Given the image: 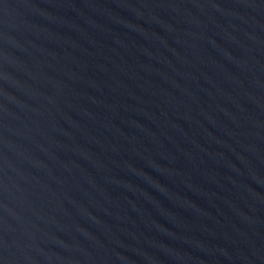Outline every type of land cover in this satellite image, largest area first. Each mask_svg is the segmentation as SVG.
<instances>
[{"label":"water","instance_id":"water-1","mask_svg":"<svg viewBox=\"0 0 264 264\" xmlns=\"http://www.w3.org/2000/svg\"><path fill=\"white\" fill-rule=\"evenodd\" d=\"M0 264H264V0H0Z\"/></svg>","mask_w":264,"mask_h":264}]
</instances>
